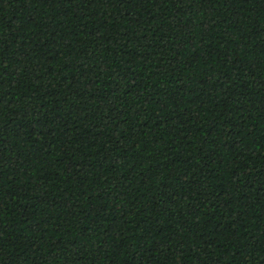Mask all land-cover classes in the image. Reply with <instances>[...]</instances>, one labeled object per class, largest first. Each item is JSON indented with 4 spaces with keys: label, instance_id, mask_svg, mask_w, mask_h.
<instances>
[{
    "label": "trees",
    "instance_id": "1",
    "mask_svg": "<svg viewBox=\"0 0 264 264\" xmlns=\"http://www.w3.org/2000/svg\"><path fill=\"white\" fill-rule=\"evenodd\" d=\"M0 264H264V0H0Z\"/></svg>",
    "mask_w": 264,
    "mask_h": 264
}]
</instances>
